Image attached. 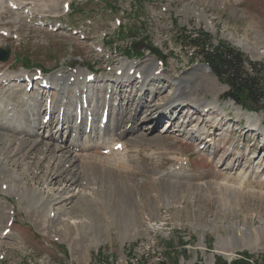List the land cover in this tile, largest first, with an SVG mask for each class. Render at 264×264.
<instances>
[{
  "label": "rangeland",
  "instance_id": "374dc122",
  "mask_svg": "<svg viewBox=\"0 0 264 264\" xmlns=\"http://www.w3.org/2000/svg\"><path fill=\"white\" fill-rule=\"evenodd\" d=\"M6 1L9 2L4 0L0 5V32L10 31H6L7 36L0 35V48L6 45L10 48L9 57L0 61V161L7 168H0L5 174L0 173V264H191L196 261L219 264L223 260L232 264L243 252L256 256L264 253V184H257L264 183V103L261 107L245 109L223 99L227 86L196 58L192 48H180L174 39L176 27L188 31L200 28L210 33L214 43L223 40L241 50L249 60L264 65V0H58L56 10L45 7L43 11L31 8L32 3L27 4V0H21L22 7L17 11ZM34 1L40 7L50 3V0ZM64 1L70 3L68 12L63 10ZM49 22L57 28L60 23L62 27L55 31L53 26H47ZM108 41L111 44L106 46ZM134 44L140 55L127 57L126 52L131 53ZM146 44L159 48L165 58L157 57ZM26 58L30 65L24 68L21 59ZM129 67L147 74L143 95L138 89L140 78H135L134 73H128L133 82L124 78ZM203 67L214 77V90L208 87ZM36 68L45 70L47 76L58 77L65 73L73 76L80 71L79 82L84 73L91 72L98 91L108 87L105 97L112 102L108 104L106 99L104 104H108L113 119L104 132L109 140L100 139L101 130L100 135L90 134L100 146L98 154L103 156L108 155L105 149L116 144L110 139L115 133V121L118 125L121 117L125 121L133 102L142 103L135 123L136 135L143 136L141 132H146V138L153 139L152 142L144 141V137L133 139L134 145H123L133 141L127 138L115 140L128 147L121 155L126 162L131 161L126 169L133 175L128 182L133 197L126 190L116 207L108 192L109 183L98 175L91 176L89 182L81 180L73 185H54L46 180L54 161L62 153L67 154L68 148L71 152L62 167L68 173L78 169L84 157L97 152L80 151L84 134L75 141L78 145L75 146L72 141L75 131L58 133L57 129L67 125L65 121L57 128L50 126L44 133L42 128L34 127V122L15 123L16 116L12 120L19 109L15 101H22L26 94H33L34 101H22L21 108L29 109L32 103V107L37 103V109L43 113L44 99L52 97V105L69 104L66 117L71 119L74 114L77 91L73 86L68 87L63 98L60 95L64 90L55 85L46 91H37L36 86L27 93L24 91L27 84L21 75L34 73ZM116 68L122 69V74L117 75ZM155 68L158 69L153 71ZM74 80L70 77L69 82ZM179 92L183 95L174 97L178 100L173 102L174 108L164 113L163 105ZM185 98L189 102L179 103L178 107L177 103ZM91 100L92 109H97L95 97ZM195 101L214 105L212 113L192 112L189 107ZM147 102L150 116H154V123L148 129L147 122L140 121L148 115ZM159 110L164 114L159 116ZM218 115L222 123L212 127ZM99 120L100 111L96 122ZM26 127L40 135L21 134ZM49 131L54 146L62 145L64 152L52 153L50 157L43 154L42 144L35 151L30 145L20 146L23 137L29 138L27 141L50 142ZM1 150L9 157L4 158ZM214 151L218 156L214 157ZM243 154L245 157L239 164ZM170 182L185 184L180 185L183 191L176 198L168 193L170 188L175 190ZM223 187L238 194L232 204L222 198ZM29 189L43 194L50 202L49 207L44 208L40 195L31 194ZM59 195L60 201L54 202ZM129 204L134 216L132 226L125 230L115 219V213L122 214ZM10 217L15 219L12 224ZM94 218L97 229H87L92 237L79 240L77 230L84 234L83 227L89 226ZM8 227L10 231L5 233ZM68 227L75 229L68 232Z\"/></svg>",
  "mask_w": 264,
  "mask_h": 264
},
{
  "label": "bare ground",
  "instance_id": "6f19581e",
  "mask_svg": "<svg viewBox=\"0 0 264 264\" xmlns=\"http://www.w3.org/2000/svg\"><path fill=\"white\" fill-rule=\"evenodd\" d=\"M4 0H0V5L1 3H3ZM9 2H12V3H15L18 5V7L22 4L21 0H18V1H14V0H8ZM23 1V0H22ZM29 2H26V1H23V2H26L27 4L29 3H32L31 4V8L33 7H36L38 10L40 11H43L42 9L46 7V9L48 8H51V9H54L56 10L57 9V2L58 0H50V3L47 5H42L40 7V5L34 1V0H27ZM39 1V0H38ZM48 1V0H46ZM43 2V1H42ZM44 3V2H43ZM25 5V4H24ZM30 8V10H31ZM50 9V11H51ZM29 10V9H27ZM49 11V12H50ZM55 12V11H54ZM29 15V14H28ZM151 67V66H150ZM131 67L128 68V70L125 72V74L123 75L124 78L127 80H129L130 82H133V79L131 81V76L128 75V71L130 70ZM152 69V68H151ZM150 69V70H151ZM157 68L153 69L156 70ZM205 75H207V81H208V87L211 88L212 90H214V77L210 74V72L208 71V69L206 68H202ZM136 70V69H135ZM22 74V73H21ZM26 74V73H25ZM36 73H33L32 75H28V76H33L35 75ZM91 73H84L83 74V80H81L79 82V76L82 75L80 71H78L77 74L73 75V76H70L68 75L67 73H65V75H61L60 77L58 76H45L44 75V78L48 80V82L50 83V85H55L56 87H60L61 89L64 90V92H61V95L60 97H64L65 96V92L68 91V87L70 86H73L75 87L77 93L75 95V104H74V114L72 115V118L69 119L68 117H66V113L68 112V108H69V104H67V102H63V103H58L56 102L54 105H52V109L49 113V120L46 122V123H43V119H44V116L45 114L47 113L46 112V109H44L43 113H41L39 111L38 106H37V103H34V106L32 107L33 103L30 105L29 109L27 108H21L22 105H24V103H27L28 101H34V96H32L33 94H26V96H23V99L22 102L20 99H17L15 102H17V106L19 105V109L17 111V114L16 115H12V120H14V116H16V119H15V123H19V124H27L25 123V121H29L31 123L34 122V127L35 128H42L43 132H48V128H50V126H53L55 128H57L60 123L62 122H66V126H61L60 127V130L57 129V132L58 133H61L63 130L64 132H71L72 131H75V135L72 139L73 141V144L75 143L76 140H78L80 137H83L82 135L84 134L85 136V139L83 140V142L79 145V148H80V151H86V152H90V153H96L97 150L99 149V144H96V141H94L93 139H91L90 137V134L92 133H95V134H98L100 135V132L102 131L103 135L101 138H104V139H108L109 140V137H105L107 135L106 132H104V129L108 128L109 129V125L110 123H108L110 120L113 119V116H109L105 126L103 128L100 127L99 125V121L96 122V115L97 113L100 111V118H101V113H102V110L104 108V106L106 104H104V100H106V93H107V90H108V87H104L101 89V91H98V89L94 86V83L93 81L92 82H89V81H86V78L88 75H90ZM152 77H154V74L152 75V73H150ZM23 77V75H21ZM70 77H74V82H69V79ZM5 78L6 80H8V78L6 77H3ZM146 78H148L147 74H142L141 75V80L140 81H137L139 84H140V87L138 88L139 89V92L144 93V88H145V81H146ZM18 80V79H17ZM205 82V81H204ZM132 83H130L129 85L130 86H133L131 85ZM108 86V85H107ZM85 89V91H84ZM209 90V89H208ZM105 93H104V92ZM86 93L87 94V97H88V102H89V105L87 108H83L82 112H83V118L81 119V121L79 123H77V113H76V107L78 106V104H82V94L83 93ZM102 92V94H101ZM120 92V91H119ZM104 93V94H103ZM214 94V93H213ZM183 95V92H179L177 94V96L173 95L171 101L169 102H165L166 104L163 105L162 109H165L164 113L166 112H170L171 111V108L173 107V102L175 101H178L176 100L175 98H178V97H181ZM91 97H95V105L97 107V109H92V100H91ZM175 97V98H174ZM142 98V97H141ZM33 99V100H32ZM183 100V98H181ZM142 100V99H141ZM14 102V103H15ZM108 104H110L112 101L111 100H107ZM130 102V101H129ZM128 102V103H129ZM189 102L186 98L184 101H179L177 104H178V107L181 106V105H184L185 103ZM100 103V105H99ZM145 103V102H144ZM143 103V104H144ZM148 103L147 102L145 105H146V109H147V113L148 115H146L145 117L141 118L140 121L141 123H145L147 122V128H151L150 126H152V124L154 123V116H150V114H152L151 112V108L148 106ZM181 103V105L179 104ZM203 103V102H202ZM142 103H139L138 105H135V102H133L131 104V109H130V112L128 113V116L127 118L125 119V121H123V118L125 117H121V121L119 119V125H118V121H115V133L112 134V137L110 138L112 140L111 143L113 142H117L118 141H115L117 139H120L122 138H127L129 141L133 140V139H137L139 137H144V141H149V142H152L153 139H148L146 138V132L143 133L141 132V134L143 136H137L136 135V130H138V127H136V120L139 118V113H140V106H141ZM104 105V106H102ZM62 108V119H60L59 117V113H60V110ZM174 108V107H173ZM190 110L192 112H195L196 114H198L199 112L198 111H205L206 113H212L213 111V108H214V105H209V104H204L201 105L200 101H195V102H191L190 104ZM109 109V108H108ZM187 109V108H185ZM189 110V111H190ZM28 111H30L32 113V117L30 115H28ZM88 111H91L92 113V119H91V123H92V126L90 128V130L88 132H86V126H87V112ZM5 112V111H4ZM174 112V111H173ZM222 112V111H221ZM1 113V111H0ZM110 113V112H109ZM158 115L160 116V114H164L162 113V111L160 112V110L157 112ZM194 113V114H195ZM205 113V114H206ZM2 114V113H1ZM43 114V115H42ZM202 114V113H201ZM220 114V113H219ZM35 115H38L36 116V119H35ZM119 115V114H118ZM199 115V114H198ZM42 116V117H41ZM190 116V115H188ZM209 116V115H208ZM219 116V115H218ZM201 117V116H200ZM211 119V118H210ZM176 120V119H175ZM190 120V119H189ZM209 121V120H208ZM219 121V123H218ZM13 122V121H11ZM124 122V125L122 126ZM200 122V120H199ZM122 123V124H121ZM130 123V124H129ZM208 123V122H207ZM206 123V125H207ZM222 123V118L221 116L216 117V119L213 120V123L211 124L212 127H216L218 126L219 124ZM82 124H84L83 127H80ZM121 124V125H120ZM129 124V126H128ZM198 126V125H197ZM205 126V125H204ZM63 127L65 129H63ZM208 127V126H207ZM217 128V127H216ZM23 129V128H22ZM145 129V130H146ZM212 129V128H211ZM101 130V131H100ZM118 130V131H117ZM252 130V129H251ZM13 131V130H11ZM15 132V131H14ZM65 132V133H66ZM21 134H24V135H34L35 131H33V129H31L30 127H26L22 132H20ZM74 133V132H73ZM212 133V132H211ZM38 134V133H37ZM94 134V135H95ZM210 134V133H209ZM36 135V134H35ZM40 135V134H38ZM73 136V135H72ZM44 137V136H43ZM42 137V138H43ZM70 137V136H69ZM128 137H132V138H128ZM209 137V135H208ZM24 139L21 140L20 142V146H23L25 144L27 145H30L31 146V150L32 151H35L36 149H40V145L42 144V151L44 152L43 154L44 155H48L50 154V157H52V153H56V152H64L62 151V149L64 148L62 145H59V146H54L53 142H54V137L52 136V133L49 131V141L51 142H48L47 143H44L42 139H40V141L33 139L31 141H27L29 140V138L27 137H23ZM40 138V137H39ZM38 138V139H39ZM214 139V138H211V140ZM126 140V139H125ZM46 141V140H45ZM207 141V140H206ZM205 141V142H206ZM123 143V142H122ZM127 143H130L131 145H134L136 144V142L133 140L131 142H126L124 143L123 145H127ZM141 143V142H140ZM202 143V142H200ZM115 144V145H116ZM75 146H78L76 144H74ZM101 145H102V141H101ZM114 145V146H115ZM29 146V147H30ZM70 146V145H69ZM67 145H65V147H69ZM200 146V145H199ZM18 147V146H16ZM28 147V148H29ZM203 147H205V145H203ZM264 147V145H263ZM207 148V147H206ZM15 149V148H14ZM12 150V149H11ZM21 150V149H20ZM128 150V147L125 146V147H121L120 149H114V147L112 149H110V153L109 155L107 156H103L100 154H98L97 152V155H92V156H89L87 155L86 157H84V161H83V164L81 166H78V169H75L74 172H65L67 171L66 169L62 168L63 167V163L64 162H67V158L69 157L68 156V153L71 152V149L68 148L65 152H68L67 154L66 153H62L60 156H59V159H56L58 160L57 162L54 161V165L52 166V168L50 170H48V173L46 174L45 178L47 181H49V183L51 184H62V183H65V184H69V185H73V184H77L78 181H81V180H85V182H89V179L91 176H95V175H98L99 177H101L103 180H105L106 182L109 183V186L108 187V192H110V196L113 198V204L114 205H120L121 204V201H122V198L123 196H125L126 194V190H127V193H129V195L131 197H133L134 193L132 191L131 188H129L128 186V182L132 181L133 179V175L129 173V171L126 169L128 167V163L131 162L130 159L127 160V162L123 159L122 155H121V151H123V155L126 153V151ZM1 154L4 156V158H8L9 155H6L7 152L6 151H3L1 150ZM130 151V150H129ZM14 152V151H12ZM17 152V151H16ZM100 152V151H99ZM10 153V152H9ZM30 153H32L30 151ZM35 153V152H34ZM43 155V156H44ZM214 157L218 156V152L213 153ZM118 156L119 159H115V157ZM244 154L240 157V160H239V164L241 162V160L244 158ZM40 158V157H39ZM72 160V159H71ZM32 161V160H31ZM6 162V161H5ZM37 162V161H36ZM69 162V161H68ZM74 162L73 161L71 163L72 167L74 166ZM7 163V162H6ZM38 164V163H36ZM42 164V163H41ZM53 164V163H52ZM39 165V164H38ZM135 165V164H134ZM23 167V166H22ZM130 167V166H129ZM132 167H136V166H132ZM0 168H6L5 166V163H2L0 161ZM30 168V166H29ZM7 169V168H6ZM131 171V169H129ZM135 170V169H134ZM4 172V171H3ZM3 172H0V173H3ZM10 172V171H9ZM33 172V171H32ZM4 174V173H3ZM11 174H14V171L12 170L11 171ZM33 174V173H32ZM79 174V178L77 177V175ZM5 175V174H4ZM9 176V175H8ZM11 176V175H10ZM29 176V175H28ZM35 176V175H34ZM32 176V177H34ZM26 177V176H25ZM170 178V177H169ZM2 179V178H1ZM8 179V178H6ZM43 179V178H42ZM5 180V179H4ZM2 181V180H1ZM6 181V180H5ZM44 181V179H43ZM179 181V180H178ZM181 181V180H180ZM21 182V180L19 181V183ZM186 182V181H185ZM13 183L12 180H10V185ZM48 183V182H47ZM92 183V182H91ZM172 183V182H170ZM175 183L177 182H174L172 184L175 185V190L173 188H170L169 189V192L170 193V197L172 198H176L178 196L179 193H181L183 191V187H180L181 184L179 185H176ZM181 183V182H180ZM18 184V183H17ZM44 184V183H43ZM58 184V185H59ZM258 185L260 186H263V182H257ZM1 185V184H0ZM162 185V184H161ZM170 185V184H169ZM185 185V184H184ZM183 184L181 186H184ZM12 186V185H11ZM248 186V185H247ZM31 187V186H30ZM259 187V186H258ZM22 188V187H21ZM262 188V187H261ZM9 190V189H8ZM30 190V189H29ZM36 190V189H35ZM60 190V189H59ZM223 190V195H222V198H224L225 200V203H230L232 204L233 201L235 202V199H236V192L234 189H231L229 187H223L222 188ZM2 191V189H1ZM31 191V190H30ZM237 191V190H236ZM17 192V191H16ZM29 192V191H28ZM62 192V191H61ZM163 192V191H162ZM227 192L229 193V195L227 194ZM239 192V191H238ZM1 193V192H0ZM14 193V192H13ZM29 194V193H28ZM31 194H37V195H40V199H43L41 205L44 206V208H48L49 207V201L46 199V197L44 198V195L41 194V193H33L31 191ZM63 194V193H62ZM169 195V194H168ZM186 195V194H185ZM252 195V194H251ZM34 196V195H33ZM36 196V195H35ZM238 196V194H237ZM12 197V196H11ZM61 195H59V197H57L56 199H54L53 201H58L60 199ZM141 198V197H140ZM33 199V198H32ZM36 199V198H35ZM50 199V198H49ZM53 199V198H52ZM126 199V198H125ZM35 201V200H34ZM40 201V200H39ZM60 201V200H59ZM112 203V202H111ZM54 204V203H53ZM126 204V203H124ZM133 204V203H132ZM116 205V207H117ZM127 205V204H126ZM162 205V204H161ZM110 206V205H109ZM129 206V209H125L123 210L122 214H120L116 209V217L115 219L116 220H119L120 221V227H122V229H127L129 228L130 226H132V219H133V212L132 210L130 209V204L128 205ZM235 206V205H234ZM134 207V206H133ZM61 209V208H60ZM119 209V208H118ZM46 210V209H45ZM51 210V209H50ZM112 210V208H111ZM52 211V210H51ZM56 217V216H55ZM54 217V218H55ZM95 217V216H94ZM73 218V217H72ZM55 221V220H54ZM99 221V220H98ZM99 223V222H98ZM96 218L94 219H91V221L89 222V226H85L83 227V230L85 229V233L83 234V232L77 230V233H76V236H79V240L83 239L85 236L86 237H92L91 234H89V232L87 231V229H97L95 226H96ZM86 225V224H85ZM113 225V224H112ZM78 229H80L81 227H79L77 225ZM72 229H75V228H72V227H68V232H72ZM100 229V228H99ZM137 232V231H136ZM91 233V232H90ZM125 234V233H124ZM241 235V234H240ZM95 237V236H94ZM93 237V238H94ZM92 238V239H93ZM243 243V242H242ZM224 255H226L225 253H223Z\"/></svg>",
  "mask_w": 264,
  "mask_h": 264
},
{
  "label": "trees",
  "instance_id": "16d2710c",
  "mask_svg": "<svg viewBox=\"0 0 264 264\" xmlns=\"http://www.w3.org/2000/svg\"><path fill=\"white\" fill-rule=\"evenodd\" d=\"M174 39L181 47L192 48L228 87L222 96L224 99L249 108L260 107L264 103V65L261 62L249 60L241 50L223 40L214 44L211 35L202 29L188 31L179 28ZM21 62L25 67L30 65L27 58ZM232 264H264V253L256 256L243 252L242 257L233 260Z\"/></svg>",
  "mask_w": 264,
  "mask_h": 264
},
{
  "label": "water",
  "instance_id": "95a60500",
  "mask_svg": "<svg viewBox=\"0 0 264 264\" xmlns=\"http://www.w3.org/2000/svg\"><path fill=\"white\" fill-rule=\"evenodd\" d=\"M148 48L154 52L155 54L159 55L160 56V52L159 50L156 48V47H151V46H148ZM8 58V51H3L0 49V60H6ZM191 264H204V263H201V262H194V263H191ZM221 264H229L228 261H223Z\"/></svg>",
  "mask_w": 264,
  "mask_h": 264
}]
</instances>
